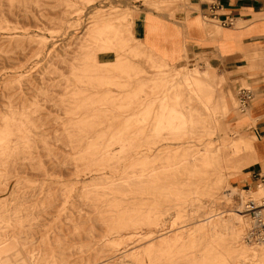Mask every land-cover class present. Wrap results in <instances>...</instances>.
<instances>
[{
	"label": "rangeland",
	"instance_id": "rangeland-1",
	"mask_svg": "<svg viewBox=\"0 0 264 264\" xmlns=\"http://www.w3.org/2000/svg\"><path fill=\"white\" fill-rule=\"evenodd\" d=\"M194 7L0 0V264H264L240 213L259 181L239 182L251 125L237 124L264 55L241 79L139 35L145 11Z\"/></svg>",
	"mask_w": 264,
	"mask_h": 264
},
{
	"label": "crops",
	"instance_id": "crops-1",
	"mask_svg": "<svg viewBox=\"0 0 264 264\" xmlns=\"http://www.w3.org/2000/svg\"><path fill=\"white\" fill-rule=\"evenodd\" d=\"M190 2L196 7L188 15L169 18L148 11L139 15L140 38L168 62L186 59L187 55L190 58L204 57L209 60L213 71L219 68L232 77L244 79L243 68L256 61L253 58L264 55V0ZM203 75L212 86L222 80H211L207 71ZM218 76L226 80L225 76ZM246 113L250 116L241 115L237 121L241 128L251 125L247 170L243 171L239 182L253 185L259 181L258 173H264V87L258 90L257 98Z\"/></svg>",
	"mask_w": 264,
	"mask_h": 264
},
{
	"label": "bare ground",
	"instance_id": "bare-ground-1",
	"mask_svg": "<svg viewBox=\"0 0 264 264\" xmlns=\"http://www.w3.org/2000/svg\"><path fill=\"white\" fill-rule=\"evenodd\" d=\"M212 87V85H211ZM250 89V88H248ZM212 92L210 95H206L207 98L212 100L213 98V90L211 88ZM238 99V108L240 109L241 113H246L249 111L250 107H244L242 106L241 101ZM247 164V163H246ZM240 213L243 216V218L246 221V232L247 237L252 243L256 245H264V239H260L258 242L257 238L255 237V227H257V222L255 221L254 217L250 218L249 213L247 210H249L250 207L255 209L256 214L261 215L264 217V183L258 184L256 186L255 190L250 189H242L240 192Z\"/></svg>",
	"mask_w": 264,
	"mask_h": 264
},
{
	"label": "built area",
	"instance_id": "built-area-1",
	"mask_svg": "<svg viewBox=\"0 0 264 264\" xmlns=\"http://www.w3.org/2000/svg\"><path fill=\"white\" fill-rule=\"evenodd\" d=\"M239 92L241 94L240 100H241L242 106L247 107L248 102L253 98L251 89L240 87ZM258 177H259L258 184L264 183V173H261V172L258 173ZM255 209L250 207V210L252 211L254 219L257 222V227H255L256 230L254 232L255 237L260 240V239H264V217L256 214Z\"/></svg>",
	"mask_w": 264,
	"mask_h": 264
}]
</instances>
